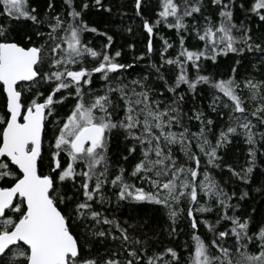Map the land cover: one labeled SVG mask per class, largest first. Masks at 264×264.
<instances>
[{"label":"snow or ice","instance_id":"6c2138e0","mask_svg":"<svg viewBox=\"0 0 264 264\" xmlns=\"http://www.w3.org/2000/svg\"><path fill=\"white\" fill-rule=\"evenodd\" d=\"M64 4L66 15L53 0L41 14L31 0H0V264H264V226L252 231L238 214L249 193L232 203L236 192L211 172L234 137L249 147L243 166H227L230 178L250 185L264 156V0H157L154 19L144 15L145 0H134L149 57L161 25L178 36L175 55L161 37V62L151 64L170 97L147 75L124 81L134 64L121 62V51H110L113 36L84 19L91 7L110 13L103 0ZM85 33L106 42L97 49ZM220 57L232 61L226 75L202 74L204 62ZM97 80L105 87L95 88ZM205 86L215 120L195 104L184 109ZM117 133L130 169L112 168ZM109 186L118 202L166 210L170 238L186 219L187 255L180 246L161 250L101 212Z\"/></svg>","mask_w":264,"mask_h":264},{"label":"trees","instance_id":"16d2710c","mask_svg":"<svg viewBox=\"0 0 264 264\" xmlns=\"http://www.w3.org/2000/svg\"><path fill=\"white\" fill-rule=\"evenodd\" d=\"M49 0H31L33 6H35L41 14L47 13L49 10L46 5ZM56 12L64 13L66 15V5L64 0H53ZM90 4H94V0H88ZM82 0H75V4L78 9L81 5ZM106 8H111L112 11L106 12L104 10H97L96 7H91L88 11L84 13V19L92 26L98 28L100 32H106L107 34L113 36V45L110 51L120 50L121 62L133 63L134 68L129 69L124 73V81L130 82L133 79H138L142 76H149V82L152 83L154 88H158L160 91H164L166 96L170 97L171 93H167L166 89L163 88V82L156 79L154 69H151V64H159L160 57L159 51L163 44V40L167 39L170 43L174 45L172 49H169L168 55H175L178 51V36L175 30H169L168 28L161 25L156 30V35L153 37L154 53L149 57L146 54L147 45V34L144 32L141 25V18L136 16L134 8V0H103ZM207 4V0H205ZM157 0H145L144 15L146 18L154 19V9H156ZM237 21L244 19V14L239 9L236 10ZM131 28V32L128 29ZM255 30L256 25H253ZM25 30L23 24L20 25L18 33L22 34ZM257 36L260 35L259 32L256 33ZM85 41H92L93 46L99 49L105 42V36H99L93 33H85ZM196 41L191 37L186 41V44L191 47ZM143 55L144 59L134 60V57H139ZM232 61L229 57L218 58L217 64H213L211 61L204 62V72L205 75H214L220 78L221 75H226V70ZM163 71V69H162ZM194 74V70H192ZM105 87L103 81L97 80L95 83V88L102 89ZM187 103L184 105L185 111L195 104L197 107L203 108L206 114L216 119V114L211 112L208 108V104L211 101V96L205 86L203 92L197 95L195 100L192 99L191 94L187 97ZM3 100L0 99V108H2ZM62 111H67V109H61ZM220 122L216 131L219 130ZM190 127L193 131H197V122L192 121ZM215 142L213 138V143ZM124 140L123 135L120 133L114 134L111 144V163L113 170H118L120 165L126 168L131 167L130 162H124L120 158V153L124 150ZM248 145L244 142L243 137H234L231 144L226 145L221 148L218 155L222 157L219 163L222 165L221 168H212L211 172L215 178L221 183L223 187L230 193L234 190L236 192V199L232 203H236L239 195L242 191H247L249 196L242 201H239L240 210L239 215L242 217H249L251 219V229L252 231H257L259 227L264 226V192H258L257 189L264 185V176L260 173L264 172V156H258L257 168L254 173V179L250 185H245L235 178H230L231 174L228 171V165H232L234 168L239 169L245 164ZM179 155V153H177ZM138 183V181H137ZM114 189L110 186L107 188L106 195L110 198L111 203H106L102 207L97 205V208L107 215L109 218H114L120 222L123 227L128 228L130 234L139 236L141 239L145 236L153 237V243L159 247L161 250L163 247L167 246H180L178 251L183 253L185 256L187 253L182 247L185 242H191L188 233L190 229L188 227V221L186 219H181L177 222V235L169 237L170 224L167 217L166 210L156 205H145L143 207L133 206L127 201L118 202L116 196L113 194ZM209 220L215 219L214 214H207ZM131 225V227H130ZM107 228L108 226H103ZM183 229V231H180ZM200 233L205 234L206 237L210 238L211 234L207 232V229L201 226ZM111 247H115L111 245ZM101 250L103 247L101 246Z\"/></svg>","mask_w":264,"mask_h":264}]
</instances>
